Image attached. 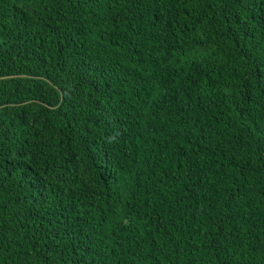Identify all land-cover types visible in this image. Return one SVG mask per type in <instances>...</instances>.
Listing matches in <instances>:
<instances>
[{"label": "trees", "instance_id": "obj_1", "mask_svg": "<svg viewBox=\"0 0 264 264\" xmlns=\"http://www.w3.org/2000/svg\"><path fill=\"white\" fill-rule=\"evenodd\" d=\"M0 264H264V0H0Z\"/></svg>", "mask_w": 264, "mask_h": 264}]
</instances>
